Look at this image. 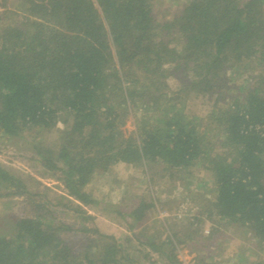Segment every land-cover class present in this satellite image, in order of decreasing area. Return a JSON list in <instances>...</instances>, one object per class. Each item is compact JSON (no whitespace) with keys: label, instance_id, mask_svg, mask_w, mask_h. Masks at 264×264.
I'll return each instance as SVG.
<instances>
[{"label":"trees","instance_id":"16d2710c","mask_svg":"<svg viewBox=\"0 0 264 264\" xmlns=\"http://www.w3.org/2000/svg\"><path fill=\"white\" fill-rule=\"evenodd\" d=\"M194 97L211 99L205 116ZM0 137H27L64 190L0 164V199L30 207L0 234V264H140L132 238L85 210L120 165L209 195L193 219L151 229L160 199L126 204L125 190L114 213L142 260L183 264L187 245L215 264L210 242L236 228L261 255L243 264H264V0H0Z\"/></svg>","mask_w":264,"mask_h":264},{"label":"rangeland","instance_id":"374dc122","mask_svg":"<svg viewBox=\"0 0 264 264\" xmlns=\"http://www.w3.org/2000/svg\"><path fill=\"white\" fill-rule=\"evenodd\" d=\"M210 103V98L194 97L188 102V111L192 114L205 116ZM59 128L61 129L63 126L59 125ZM133 130V119L130 118L124 127V131L130 133ZM57 137V133H52L46 135L45 140L47 144L52 145L57 143ZM0 164L16 175L33 176L59 194L64 191L63 186L39 165L27 137L13 140L0 137ZM160 174L163 173L152 170L147 176V174L143 175L141 170L120 165L116 167L113 176H97L90 184V190L94 197L101 202V205L97 207L85 208L94 217V225L103 234L123 235L121 242H123L125 236L132 238V242L126 244V248H128L130 253L140 255V264H151L141 259L142 255L139 252L145 251V248L139 245L140 241H138L137 237H133L127 231L122 219L114 213L116 210L114 206L120 204L125 190H128V195L125 194L124 197L126 204L138 201L139 199L136 198H140L143 195L147 200H149L150 196L160 199L156 204V209L145 224L151 229L152 227L159 228L160 226L158 225L159 222L155 223V220L193 219L201 196H209L203 189L189 195L188 191L190 189L187 191L184 187L187 179L184 183L176 182L177 184H170L167 181L165 182V180L161 182ZM199 176L204 177L205 175L201 173ZM189 180L192 181V179ZM150 181H152V184ZM29 210L28 203L21 198L0 199V234L9 230L14 220L29 214ZM66 220H69V218H66ZM210 227L209 223L205 225V235L211 230ZM181 230H184V228H181ZM241 237L237 233L236 228H227L226 232L221 231L220 234L215 236L214 242H210V245L215 248L213 250L214 254H216L215 264H243L242 258L253 263L257 261L260 255L257 253L258 246L252 242L249 244ZM140 240L144 241L143 238ZM195 255L187 245H182L178 250V258L183 264H193ZM154 258L157 257L154 256ZM156 264L163 263L157 261Z\"/></svg>","mask_w":264,"mask_h":264}]
</instances>
